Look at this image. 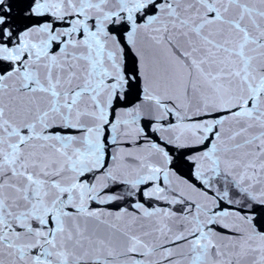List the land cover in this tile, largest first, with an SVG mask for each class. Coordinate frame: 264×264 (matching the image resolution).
I'll use <instances>...</instances> for the list:
<instances>
[{
  "label": "snow or ice",
  "instance_id": "snow-or-ice-1",
  "mask_svg": "<svg viewBox=\"0 0 264 264\" xmlns=\"http://www.w3.org/2000/svg\"><path fill=\"white\" fill-rule=\"evenodd\" d=\"M0 264H264V0H0Z\"/></svg>",
  "mask_w": 264,
  "mask_h": 264
}]
</instances>
